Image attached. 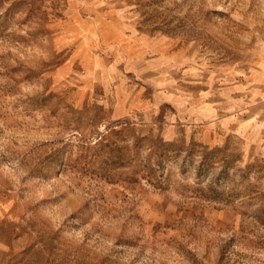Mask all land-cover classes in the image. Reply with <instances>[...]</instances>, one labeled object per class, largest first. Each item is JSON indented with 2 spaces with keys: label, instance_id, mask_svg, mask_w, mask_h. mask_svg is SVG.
I'll return each instance as SVG.
<instances>
[{
  "label": "rangeland",
  "instance_id": "374dc122",
  "mask_svg": "<svg viewBox=\"0 0 264 264\" xmlns=\"http://www.w3.org/2000/svg\"><path fill=\"white\" fill-rule=\"evenodd\" d=\"M263 92L264 0H0V264H264Z\"/></svg>",
  "mask_w": 264,
  "mask_h": 264
},
{
  "label": "crops",
  "instance_id": "0c3cea01",
  "mask_svg": "<svg viewBox=\"0 0 264 264\" xmlns=\"http://www.w3.org/2000/svg\"><path fill=\"white\" fill-rule=\"evenodd\" d=\"M230 130L244 137L253 136L255 135L254 132H258L256 134L258 135V137H260L259 138L260 141L259 139L257 141H259V143H262V144L264 143V128L263 127L262 128L259 127L257 130H255V129H250L248 125L246 124V122H238L237 124L235 122V125H233V127H231Z\"/></svg>",
  "mask_w": 264,
  "mask_h": 264
}]
</instances>
